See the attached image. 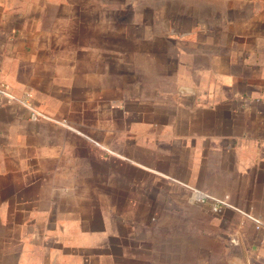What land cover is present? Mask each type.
<instances>
[{"label":"crops","instance_id":"1","mask_svg":"<svg viewBox=\"0 0 264 264\" xmlns=\"http://www.w3.org/2000/svg\"><path fill=\"white\" fill-rule=\"evenodd\" d=\"M120 4L0 0V264H264V0Z\"/></svg>","mask_w":264,"mask_h":264},{"label":"rangeland","instance_id":"2","mask_svg":"<svg viewBox=\"0 0 264 264\" xmlns=\"http://www.w3.org/2000/svg\"><path fill=\"white\" fill-rule=\"evenodd\" d=\"M131 1L141 2L143 0H121L120 8H116V14H118V16L122 15V17H130L132 12L134 13L136 10V7L134 5H130ZM189 1L191 0H186V2Z\"/></svg>","mask_w":264,"mask_h":264},{"label":"built area","instance_id":"3","mask_svg":"<svg viewBox=\"0 0 264 264\" xmlns=\"http://www.w3.org/2000/svg\"><path fill=\"white\" fill-rule=\"evenodd\" d=\"M33 116L35 117V114H33ZM226 197V196H225ZM203 200V199H202ZM212 210L214 212H219L221 210V204H218V203H214L213 206H212ZM256 228L257 229H261V228H264V217L261 218L257 223H256Z\"/></svg>","mask_w":264,"mask_h":264}]
</instances>
